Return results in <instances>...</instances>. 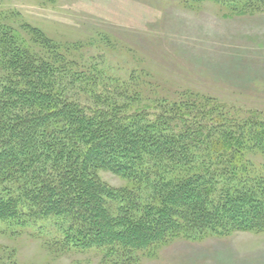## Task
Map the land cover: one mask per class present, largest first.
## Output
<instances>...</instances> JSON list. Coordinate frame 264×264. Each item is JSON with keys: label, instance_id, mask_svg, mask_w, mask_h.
<instances>
[{"label": "trees", "instance_id": "1", "mask_svg": "<svg viewBox=\"0 0 264 264\" xmlns=\"http://www.w3.org/2000/svg\"><path fill=\"white\" fill-rule=\"evenodd\" d=\"M22 28L0 24V222L61 217L58 243L130 262L175 238L264 231V159H247L264 154V119L210 98L139 107L136 80L81 76Z\"/></svg>", "mask_w": 264, "mask_h": 264}, {"label": "rangeland", "instance_id": "2", "mask_svg": "<svg viewBox=\"0 0 264 264\" xmlns=\"http://www.w3.org/2000/svg\"><path fill=\"white\" fill-rule=\"evenodd\" d=\"M0 24L21 39L23 25L40 29L77 60L81 76L136 80L139 107L210 98L264 119V0H0ZM247 159L259 170L264 154ZM63 221L0 222V264H264V231L175 238L130 262L58 243Z\"/></svg>", "mask_w": 264, "mask_h": 264}]
</instances>
